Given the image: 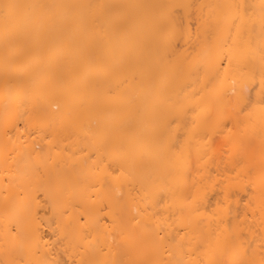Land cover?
Segmentation results:
<instances>
[{"label": "bare ground", "instance_id": "6f19581e", "mask_svg": "<svg viewBox=\"0 0 264 264\" xmlns=\"http://www.w3.org/2000/svg\"><path fill=\"white\" fill-rule=\"evenodd\" d=\"M0 264H264V0H0Z\"/></svg>", "mask_w": 264, "mask_h": 264}, {"label": "rangeland", "instance_id": "374dc122", "mask_svg": "<svg viewBox=\"0 0 264 264\" xmlns=\"http://www.w3.org/2000/svg\"><path fill=\"white\" fill-rule=\"evenodd\" d=\"M37 147V146H36ZM41 196V195H40ZM40 196H38V197H40ZM40 199H41V197H40ZM43 201H41V203H42V206H40L39 207V209H42L41 211L43 212V224L45 225V230L47 231L48 230V224H47V219H49V217H50V213L48 212V211H45V208L47 209V205H48V202H44L45 200L44 199H42ZM40 203V204H41ZM45 212H44V211ZM48 210V209H47ZM41 213V212H40ZM52 243H54L56 246H58V249H59V252H60V257L64 254V252H62L61 250H60V247H59V243H60V241H59V239L57 238H55V240L52 242ZM71 259H74L73 257H71Z\"/></svg>", "mask_w": 264, "mask_h": 264}]
</instances>
